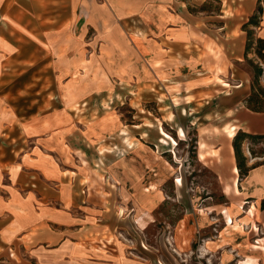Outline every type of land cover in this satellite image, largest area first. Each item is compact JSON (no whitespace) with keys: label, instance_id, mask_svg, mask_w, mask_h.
Wrapping results in <instances>:
<instances>
[{"label":"rangeland","instance_id":"374dc122","mask_svg":"<svg viewBox=\"0 0 264 264\" xmlns=\"http://www.w3.org/2000/svg\"><path fill=\"white\" fill-rule=\"evenodd\" d=\"M258 4L264 10V0ZM82 24L74 26L71 47L62 37L66 44L56 61L46 54L45 69L33 67L22 75L8 68L4 77L17 78L18 85L30 77L33 84L25 96L40 90L39 100L28 101L31 111L45 96L56 99L50 107L59 110L60 121L50 134L57 130L58 141L71 148L68 162L79 175L90 219L100 225L102 237L112 247L120 244L127 258L149 264H264L261 200L254 205L248 203L253 198L224 194L197 154L195 98L214 82L226 81L229 87H220L231 89L236 82L226 78L233 74L225 68L218 73L210 65L213 57L198 59L192 51L179 68H170L151 51L150 36L129 27L125 38H111L107 45L90 29L80 34ZM251 32L246 56L231 65L248 94L252 86L264 90L262 59L249 57L259 47L255 29ZM252 62L262 67L257 79ZM50 107L46 102V110ZM245 142L264 162V141L244 139L243 154Z\"/></svg>","mask_w":264,"mask_h":264},{"label":"crops","instance_id":"0c3cea01","mask_svg":"<svg viewBox=\"0 0 264 264\" xmlns=\"http://www.w3.org/2000/svg\"><path fill=\"white\" fill-rule=\"evenodd\" d=\"M256 8L257 0H0V264H149L127 258L120 244L112 247L100 225L91 221L79 175L68 162L66 150L71 148L58 141L57 130L50 134L60 117L50 107L56 99L45 96L31 111L28 101L39 100L40 90L32 98L25 96L33 84L30 77L21 86L17 78L4 77L8 68L22 75L33 67L45 69L47 53L56 61L66 44L62 37L69 39V47L77 37L76 22L83 23L80 34L90 29L107 45L111 38H125L129 27L150 36L151 51L170 68H179L192 51L198 59L213 57L210 65L218 73L225 68L233 74L226 78L236 82L231 89L220 87H229L220 80L195 98L197 154L224 194L253 198L248 203L254 205L262 200L263 158L252 155L245 142L251 168L239 179L232 146L237 132L264 134V111L244 105L246 82L235 79L233 71L245 57L242 25ZM251 29L264 39V10ZM249 57H257L255 51ZM260 62L264 69V59ZM11 83L14 88L8 87Z\"/></svg>","mask_w":264,"mask_h":264},{"label":"trees","instance_id":"16d2710c","mask_svg":"<svg viewBox=\"0 0 264 264\" xmlns=\"http://www.w3.org/2000/svg\"><path fill=\"white\" fill-rule=\"evenodd\" d=\"M263 12V8L260 4L257 5V8L255 12L249 17L247 22H245L242 27L246 31L247 34V39L249 38V35L252 33L251 32V27H254L258 24L259 17L261 16ZM259 47L255 51L257 56L261 58L262 60L264 59V39L257 38ZM249 44H245V56L248 52ZM252 67L254 71V78L257 79L261 74H262V67L254 64L252 62ZM244 105L252 110V111H264V90L262 88H255L254 86L251 87L250 93L244 98ZM247 139L250 142L255 141V142H261L264 141V134L262 135H254V134H249L246 132H237L232 139V146L234 149V154H235V159H236V166L238 169V174L239 178H242L247 174L249 169L251 167H248L246 165V157L241 151V146L243 143V140ZM253 155V154H252ZM264 163V162H263ZM262 205H264V198L261 200Z\"/></svg>","mask_w":264,"mask_h":264}]
</instances>
